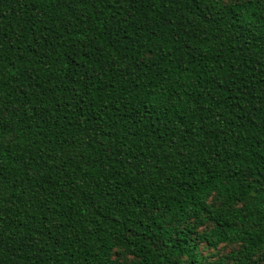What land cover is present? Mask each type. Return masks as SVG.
<instances>
[{
    "label": "trees",
    "instance_id": "1",
    "mask_svg": "<svg viewBox=\"0 0 264 264\" xmlns=\"http://www.w3.org/2000/svg\"><path fill=\"white\" fill-rule=\"evenodd\" d=\"M0 264H264V0H0Z\"/></svg>",
    "mask_w": 264,
    "mask_h": 264
}]
</instances>
